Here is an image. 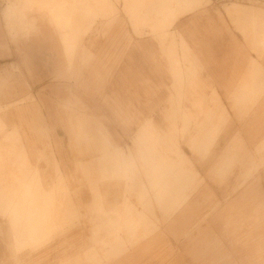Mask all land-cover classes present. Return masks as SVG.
Here are the masks:
<instances>
[{"label":"crops","instance_id":"obj_1","mask_svg":"<svg viewBox=\"0 0 264 264\" xmlns=\"http://www.w3.org/2000/svg\"><path fill=\"white\" fill-rule=\"evenodd\" d=\"M199 4L122 0L142 35L120 14L96 39L82 38L79 15L62 17L69 36L47 16L2 9L0 56L7 35L18 78L0 71V98L34 102L16 103V120L29 123L30 233L24 254L1 240L0 262L264 264V9L225 8L241 17L246 48ZM105 178L112 206L97 192ZM233 234L243 251L222 249Z\"/></svg>","mask_w":264,"mask_h":264},{"label":"rangeland","instance_id":"obj_2","mask_svg":"<svg viewBox=\"0 0 264 264\" xmlns=\"http://www.w3.org/2000/svg\"><path fill=\"white\" fill-rule=\"evenodd\" d=\"M199 2L201 4L197 6L196 12L206 11L209 9V10H213L215 15H219L222 18L225 16L226 20L228 21V24L231 25L232 30L239 35V39L241 42L240 46L248 48V42L246 41V38L242 33V30L240 28L241 26L236 22L237 17H240V16H237L234 12H228L225 8L227 5H230L233 2H238L241 4H252L255 7L263 10L264 0H203V1L199 0ZM170 3L173 4V1ZM111 4L113 5V7ZM6 5L8 7L7 8L8 11H10L11 14H13V16L15 15L17 16L16 18H19L21 20H25L26 18L34 17L36 15L47 16L51 18L53 22L56 21L57 22L56 25L58 26L60 31L67 32L69 36L73 32V29L75 28V26L68 24V23L61 22V20H63L62 17L65 15H70V16L79 15L80 29L81 31H85L83 32L82 38L85 36H93V39L104 37L106 34L102 32V28H105V30L108 29L113 19L115 18L120 19L121 15L127 18L128 22L130 23V26L132 25L129 20L128 14L125 12L124 9H122V0H0L1 25L4 24V20H5L2 15V9H4ZM190 8L191 7H183L180 9L176 8L175 10L185 12L189 10ZM173 12L174 10L172 11V13ZM151 13L154 14L153 12H150L148 14H151ZM144 14L140 13L139 18L142 19L143 17H146L144 16ZM183 15L184 14L179 15V17H182ZM168 16H169V13L166 14V11H165V14L160 15V16L158 15L159 18H167ZM178 18L176 17L172 21L171 24L165 27V29H169L171 25L173 24V22L177 20ZM70 20L72 19L70 18ZM103 22H105V24L102 25ZM31 26H32V21L31 23L28 22L25 25V27H23L21 31L18 30L17 33L21 32V33L27 34L29 33ZM96 28H98V30ZM131 28L136 35H142L143 32L141 34L136 33L137 31L135 30L136 27H134L133 25L131 26ZM143 28L149 29L147 25L143 26ZM3 30L5 29L3 28ZM6 37H7V41H9L6 47L7 52L4 55V57L0 56V59L4 58V59H7L6 61L8 60L10 61L9 63L8 62L2 63L3 66L0 65V71H2L4 76L9 75L11 76V78L13 79L15 78V80H17L18 72L16 69L17 65H16L15 58L17 57L18 52L16 51L10 39H8L7 35ZM81 40L83 41L84 39H81ZM84 41L86 42L88 40H84ZM64 42L68 43L69 45L70 44L72 45V43H75L76 41H74L70 37V38L65 39ZM249 52L254 53V50L249 48ZM83 61H86V59H83ZM64 79H72V77H67ZM20 84L22 83L19 82L18 85ZM21 90L23 91V88ZM9 98L10 100L8 102ZM9 98L8 96L0 98V123H3V124L5 123L4 124L5 127L7 129L8 128L10 129L9 133L12 132L14 135V137L10 139L11 140L10 142L12 144L16 142L18 149L16 150V152L10 149L9 154L16 157L20 166H17V169L11 172V179L8 178V180L6 181V178H5L6 187L3 186L0 189V245H2L1 240H3L5 244H8L10 241L12 245H16L14 248L17 249V252L22 251V253L24 254V248H25L24 238H26L30 233L29 227H28L30 216L27 215L25 211L29 208V204H30L29 197H30L31 188L29 186H26V184L27 183L29 184V180L31 178L30 172L33 167L28 160L29 151L28 152L25 151L24 142H27L28 139L27 140L25 139V141H23L22 139V138L27 137L26 133H28V131H27L26 126H28L29 123L27 125H24L25 124L24 120H21L20 122L16 120V115H17L16 112L18 111V109L16 108V103L17 105L21 104L18 106H22L24 101L26 103H30L32 101L34 102V100H32V98L27 99L25 97V99L23 101H20L19 103V102H14L13 95L10 96ZM1 99H5L4 102ZM21 110H20V115L22 116V119H23L24 118L23 110H27V108H23ZM27 144L30 150L31 145L28 142ZM18 168H21V170H19ZM192 168H194L196 171L195 166H192ZM35 169L38 171V168H35ZM23 170H25L24 172L26 173L22 174ZM6 172L10 174V170L8 171L6 170ZM37 174L38 173H36V175ZM111 180L112 179L105 178L104 181L101 183L100 191H97L98 195L102 194L104 196V201L106 203L108 202L110 206H112L111 203H114V201L117 200V198H115L116 193L112 190V185L115 183V181H111ZM11 182H13L12 186H10ZM107 183H111L112 185H107ZM66 184L70 185L73 183L67 181ZM74 184L76 186L79 185L83 187L84 190L87 191L85 193H88L89 190L86 189L87 188L86 185L84 184L81 185L79 183H74ZM107 186H109L110 189ZM76 190H77V187H76ZM220 192H221L220 188L213 187V193L215 197L219 196ZM14 212H18L20 214V216H18L19 219L16 218L15 216L17 213L15 214ZM91 217L94 218L96 217V215H92ZM85 225L90 226V224L88 223H85ZM241 231L242 230L236 231V235L238 236V234ZM216 232L218 233L219 230H217ZM234 238H235V234L228 235L227 237H225L224 245L222 248L224 251H231V250L232 251H235V250L243 251V247L237 244L236 245L233 244L232 239ZM26 247L30 249L31 248L30 243H28ZM2 249L7 250L8 247H3V248L0 247V253L2 252ZM60 249L61 248H59V253L62 251V249L61 250ZM42 250H44V248H38L35 250V252L36 253L39 251L42 252ZM230 258L231 257L229 256L228 258L229 260L223 263L232 264ZM38 260H40V258ZM0 264H8V263L0 262ZM36 264H40V262Z\"/></svg>","mask_w":264,"mask_h":264},{"label":"bare ground","instance_id":"obj_3","mask_svg":"<svg viewBox=\"0 0 264 264\" xmlns=\"http://www.w3.org/2000/svg\"><path fill=\"white\" fill-rule=\"evenodd\" d=\"M4 124L0 123V189L3 186L6 187L5 182L8 180V178L11 179V172L15 171V169H17V166H20V164H19L18 160L16 159V157H14L13 155L9 154L10 149H12V150H14L16 152V150L18 148H17V143L15 141H14L15 143H13V144L10 142L11 141L10 139L12 137H14V135H13L12 132L9 133L10 129L9 128L7 129ZM12 156H13V158H12ZM18 169L21 170V168H18ZM6 170L7 171L10 170V174H8V172H6ZM24 171L25 170H23V172L22 171H20V172H22V174L26 173ZM5 178H6V181H5ZM12 184H13V182H11L10 186H12ZM14 213L15 214L17 213L15 215L16 218H18V216H20V214L18 212H14Z\"/></svg>","mask_w":264,"mask_h":264}]
</instances>
